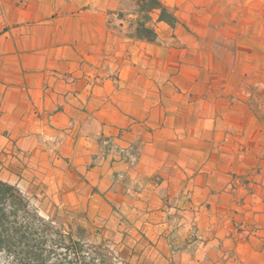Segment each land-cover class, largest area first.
I'll return each mask as SVG.
<instances>
[{
  "label": "crops",
  "instance_id": "obj_1",
  "mask_svg": "<svg viewBox=\"0 0 264 264\" xmlns=\"http://www.w3.org/2000/svg\"><path fill=\"white\" fill-rule=\"evenodd\" d=\"M121 2L0 0V181L126 264H264V57Z\"/></svg>",
  "mask_w": 264,
  "mask_h": 264
},
{
  "label": "rangeland",
  "instance_id": "obj_2",
  "mask_svg": "<svg viewBox=\"0 0 264 264\" xmlns=\"http://www.w3.org/2000/svg\"><path fill=\"white\" fill-rule=\"evenodd\" d=\"M159 1L176 17L175 25L168 26L213 47L224 62L238 51L242 63L244 56L264 57V0ZM113 14L121 21V31L136 39L130 36L140 16L136 0H122ZM159 16L158 10L150 13L148 26L157 35L152 42L158 41L153 25ZM105 144L111 148L108 141ZM20 193L28 201L31 215L19 212L12 225L19 232L11 234V241H0V264H126L108 241H90L96 233L85 228L80 216L61 215L58 219L56 214L44 212L42 200Z\"/></svg>",
  "mask_w": 264,
  "mask_h": 264
},
{
  "label": "trees",
  "instance_id": "obj_3",
  "mask_svg": "<svg viewBox=\"0 0 264 264\" xmlns=\"http://www.w3.org/2000/svg\"><path fill=\"white\" fill-rule=\"evenodd\" d=\"M136 7L140 16L130 34L133 38L150 42L156 40L155 31L148 26L150 13L154 10L160 11V22L170 26H174L176 23V17L159 0H136ZM29 209L28 201L22 196L17 187L0 181V241H11L13 232L17 235L19 229L12 225L16 224L19 212L30 216ZM10 218L13 221H10Z\"/></svg>",
  "mask_w": 264,
  "mask_h": 264
}]
</instances>
